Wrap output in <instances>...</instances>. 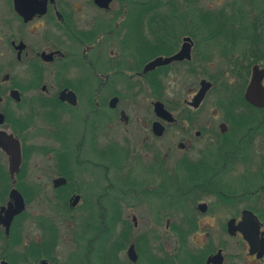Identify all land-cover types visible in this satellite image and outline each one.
Wrapping results in <instances>:
<instances>
[{"label":"flooded vegetation","instance_id":"flooded-vegetation-1","mask_svg":"<svg viewBox=\"0 0 264 264\" xmlns=\"http://www.w3.org/2000/svg\"><path fill=\"white\" fill-rule=\"evenodd\" d=\"M240 1L228 14L254 11ZM145 3L0 0V264H264V157L251 152L264 133V106L244 98L254 65L244 88L234 86L239 102L204 105L208 81L194 104L203 78L191 99H168V80L198 75L202 44L170 33L165 44H139ZM158 58L172 59L146 69ZM33 199L39 210L29 219ZM125 208L135 210L134 232L142 217L166 226L173 219L174 247L153 249L136 232L123 261ZM205 217L217 230L200 227ZM197 233L206 238L195 249Z\"/></svg>","mask_w":264,"mask_h":264},{"label":"rangeland","instance_id":"rangeland-1","mask_svg":"<svg viewBox=\"0 0 264 264\" xmlns=\"http://www.w3.org/2000/svg\"><path fill=\"white\" fill-rule=\"evenodd\" d=\"M139 3L147 2L149 0H138ZM240 2L242 4V1L240 0H201L202 6L209 7L210 9H213L215 13H218L220 10H224L223 13L226 17H232L230 14H228L227 9H235V2ZM245 2L244 8L247 10L248 8L253 9L254 11L251 12L248 17L249 21L255 20V17L258 15L260 19L263 18L262 15H259L258 8H264L262 6H256L254 2L251 0H243ZM249 5V6H248ZM76 7H78V4H76ZM117 7V5L115 6ZM237 8H241L240 6ZM96 15H100L101 13H98L95 11ZM87 16V14H86ZM101 17V16H99ZM224 17V16H223ZM103 18V17H101ZM104 19V18H103ZM148 19V18H147ZM264 21V20H263ZM148 24V21H147ZM147 26V25H145ZM149 26V25H148ZM175 33H174V40L176 42H182V38L187 34L189 31L192 30V27L187 26L185 24H182L181 22H178L175 26ZM226 31H224L222 37L217 38L215 40H211L210 42H207L205 38V31L203 29L198 30V32L195 34V36H192L194 39L195 44H202V62H201V70L198 71V75L195 77L190 74H186L184 78L177 76L174 79H170L167 81V86L169 89V94L167 95V98L173 101L183 100L184 98L191 99L193 95V91L190 88H194L195 90L199 88V79L203 78L207 81H210L212 83L211 90L208 91L206 95V99L204 100L203 104L206 106H212L216 104V100H221L222 103L230 101V97H234V100L239 102V96L235 91L236 84H240L241 78L238 77L235 74V70L241 72L242 68L247 64V60L245 58L246 54L250 56V53L255 49V46L251 44H244L243 41H240L241 37L238 34L239 31L236 30L237 28L233 25V20L227 21V27ZM195 28L193 29V31ZM149 27L145 28V37L146 39H149ZM232 33V34H231ZM232 37L235 40V43L228 44L227 42L229 38ZM138 42L140 44V41L138 39ZM108 44H111L109 42L102 41L101 47L99 50L97 49V52H100L102 55H104V50ZM75 52L78 51L77 48H74ZM252 50V51H251ZM245 53V54H244ZM256 53L257 52H252ZM76 55V54H75ZM253 59L259 63L258 56H253ZM205 60V61H204ZM256 63L260 67V64ZM100 64L97 66L99 67ZM86 73H89V69L86 66ZM219 74L218 76H216ZM213 75L215 76L216 80L212 81L210 80L209 76ZM221 84H224L225 86H228L230 88H221ZM235 88V89H234ZM190 89V90H189ZM194 90V91H195ZM87 95V91H86ZM229 99V100H228ZM260 118H257L259 120ZM259 137H257L254 142L255 146L251 148V152H256L258 154H263L264 157V133L258 134ZM176 141L175 139L172 140V142ZM257 161V160H256ZM262 163V161H260ZM242 172V168L239 166L233 170L234 175H239ZM228 180L233 182L235 179L233 176H229ZM217 199V198H216ZM208 201L212 200L215 201V198L207 199ZM264 200V199H261ZM260 200V201H261ZM149 203L153 208H157L159 205L158 198L152 197L149 200ZM37 202L33 199L29 205L27 217L29 219H33L36 215V212L39 210ZM114 209L110 210L111 212ZM122 212L124 215V220H126L122 224V228L126 229V237L124 239L122 248L123 251L121 253L122 260L123 261H129V258L127 257V248L129 246V243L135 238L136 232L139 234H145L146 236L150 237L151 245L153 249H163L165 247L167 248H173L175 245V236L173 232V227L176 225L173 222L170 224V226H166L164 223L161 225H154L152 223L147 222L146 218H141L139 223V228L137 231H133V214H135V210H132L131 208H125L122 209ZM172 213H176L173 209L171 210ZM224 216V213L220 212L218 217ZM208 217V216H207ZM207 217L200 220V227L203 229L209 228L210 226L219 227L218 221L216 224H213V222L208 219ZM224 218V217H223ZM30 226V225H29ZM169 227V228H167ZM124 231V232H125ZM30 233V236L32 237L34 235V229L28 231ZM29 236V237H30ZM205 234L197 233L193 237V242L191 244L192 248L197 249L198 246L205 245ZM87 244V239H86Z\"/></svg>","mask_w":264,"mask_h":264},{"label":"trees","instance_id":"trees-1","mask_svg":"<svg viewBox=\"0 0 264 264\" xmlns=\"http://www.w3.org/2000/svg\"><path fill=\"white\" fill-rule=\"evenodd\" d=\"M200 2L201 0H185L184 11H181L179 9V0H170V2L165 0H150L145 4H142V11H144V13L146 11L145 15L148 13L150 16L148 17V24L147 17L143 15L144 13H142L139 17L138 26L140 44L148 40L154 41L156 44H165V42L167 41L166 34L170 33L171 36H174V33L176 31L174 26L178 22L185 24L187 28L189 26L192 27V30L187 33L191 36H195L198 30L203 29L205 31L204 39H206L207 42H210L211 40L222 37L224 31H226L227 29V21L233 20V25L237 28L236 30L239 31L238 34L241 37L240 41H243L244 44H251L255 46L256 50L251 51L257 52V54L251 52L250 56L246 54L247 58L245 59L247 60V64L242 68L241 72L235 70V74L241 78V88L243 89L245 84L247 83L252 66L258 63L257 60L255 61L253 59V56H258V64H260V68L264 71V13H262L263 11H261L260 15L263 16L262 19H260V17L257 15L255 17V20L248 22V15L226 17L221 11L215 13L211 11L209 7H206L205 5L202 6ZM145 25H149L148 27L151 32V37L153 38L150 37V39H146V37L143 35L142 30L143 28H146ZM194 28L195 30L193 31ZM227 42H229L228 44H233L235 43V40L230 37ZM218 75L219 74H217L216 76ZM209 78L212 81L216 80L215 76L213 75H210ZM221 88L230 87L221 84ZM262 130H264V128H262ZM261 192L264 194V190H262ZM218 194L221 195L220 192ZM192 228H194L193 223L187 224L186 232H190ZM140 248L144 249L143 246H141ZM185 254L190 255V252H185ZM113 256L114 252L107 251V262H111V260H113ZM185 258V260L182 259L181 264H198L194 260L190 261L187 257Z\"/></svg>","mask_w":264,"mask_h":264},{"label":"water","instance_id":"water-1","mask_svg":"<svg viewBox=\"0 0 264 264\" xmlns=\"http://www.w3.org/2000/svg\"><path fill=\"white\" fill-rule=\"evenodd\" d=\"M99 1L103 5H107L110 2V0H99ZM190 42H191V38L187 37L184 44H191ZM175 57H178V56H175ZM171 59L172 58H167V59L158 58L154 62L149 63L146 66V69L153 68L154 66L158 64L166 63L170 61ZM263 75H264V71L262 69H259L257 65H254L252 68V74H251L249 85L244 94L245 100L249 104L257 106V107L264 106V85L262 84ZM209 87H210V82L203 80L202 87L195 97L194 104H199L201 102V100L205 96L206 91L208 90ZM157 105H161V103L158 102ZM10 138L13 142L11 143L12 147H10V150H9L11 153V165H12V169H17L20 163L19 147H18L17 141L13 139L12 137ZM12 193L16 196V202L19 201L17 198H19V196L21 195H19L17 191L15 190ZM23 208H24V200L21 197L20 209H23ZM132 248L133 247L130 248V251L132 250Z\"/></svg>","mask_w":264,"mask_h":264}]
</instances>
